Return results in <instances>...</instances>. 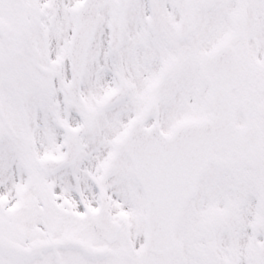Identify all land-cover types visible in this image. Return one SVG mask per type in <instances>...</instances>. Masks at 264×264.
<instances>
[{
    "label": "snow or ice",
    "instance_id": "snow-or-ice-1",
    "mask_svg": "<svg viewBox=\"0 0 264 264\" xmlns=\"http://www.w3.org/2000/svg\"><path fill=\"white\" fill-rule=\"evenodd\" d=\"M0 264H264V0H0Z\"/></svg>",
    "mask_w": 264,
    "mask_h": 264
}]
</instances>
